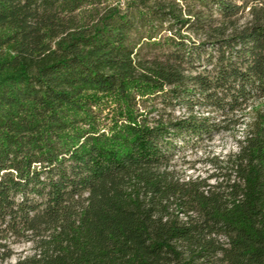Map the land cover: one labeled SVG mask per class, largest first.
<instances>
[{
    "label": "trees",
    "instance_id": "16d2710c",
    "mask_svg": "<svg viewBox=\"0 0 264 264\" xmlns=\"http://www.w3.org/2000/svg\"><path fill=\"white\" fill-rule=\"evenodd\" d=\"M8 237L34 246L13 264H264V0H0Z\"/></svg>",
    "mask_w": 264,
    "mask_h": 264
},
{
    "label": "rangeland",
    "instance_id": "374dc122",
    "mask_svg": "<svg viewBox=\"0 0 264 264\" xmlns=\"http://www.w3.org/2000/svg\"><path fill=\"white\" fill-rule=\"evenodd\" d=\"M124 0H121V3ZM109 4L114 5L113 1ZM246 18V17H245ZM245 18L241 22L245 21ZM8 30L6 31V33ZM195 37L194 34L191 35ZM112 107L106 108V113H111ZM251 108L246 109L240 117V122H248L251 120ZM245 129L244 124H233L229 130H225L214 134L212 138H203L194 145H182L178 150L173 165L179 176H201L207 177L214 173V162L218 158H222L228 152L236 149V142L242 136ZM213 181V180H212ZM6 244L5 250H10L12 256L3 260L0 250V264H13L19 258L29 255L34 251L31 241L19 240L15 237H8L1 240Z\"/></svg>",
    "mask_w": 264,
    "mask_h": 264
}]
</instances>
